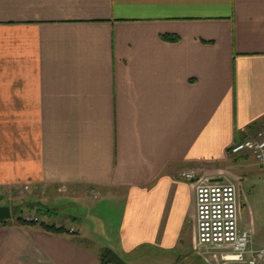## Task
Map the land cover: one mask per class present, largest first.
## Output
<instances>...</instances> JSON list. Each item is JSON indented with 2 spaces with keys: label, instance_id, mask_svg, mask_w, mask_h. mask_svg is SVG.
Returning a JSON list of instances; mask_svg holds the SVG:
<instances>
[{
  "label": "crops",
  "instance_id": "crops-1",
  "mask_svg": "<svg viewBox=\"0 0 264 264\" xmlns=\"http://www.w3.org/2000/svg\"><path fill=\"white\" fill-rule=\"evenodd\" d=\"M262 129L264 0H0V205L65 230L0 225V264H216L182 174L264 224Z\"/></svg>",
  "mask_w": 264,
  "mask_h": 264
},
{
  "label": "built area",
  "instance_id": "built-area-1",
  "mask_svg": "<svg viewBox=\"0 0 264 264\" xmlns=\"http://www.w3.org/2000/svg\"><path fill=\"white\" fill-rule=\"evenodd\" d=\"M230 153H250L264 166V129L234 145ZM182 179L194 184L196 191V248L215 252L216 264H264V248L252 245V232L240 229L241 205L239 192L229 183H212L199 178L195 172H184ZM26 190H29L26 187ZM26 223H41L38 217H26Z\"/></svg>",
  "mask_w": 264,
  "mask_h": 264
},
{
  "label": "rangeland",
  "instance_id": "rangeland-1",
  "mask_svg": "<svg viewBox=\"0 0 264 264\" xmlns=\"http://www.w3.org/2000/svg\"><path fill=\"white\" fill-rule=\"evenodd\" d=\"M26 204H24L23 206H16L14 204V202H12V203L10 202V206L12 207V211H13L14 220H17V217H20L23 214L25 216V217L22 216L24 219L26 217H35V216L38 218L40 217L38 215H34L36 212H34V210H33V205L29 204L28 208H26V206H27ZM6 206H9V205L6 204ZM29 207H30V209H29ZM62 210H64V209H62ZM60 212L61 213H59V214L63 215V211H60ZM27 214H32V215H27ZM77 215H78V218L81 222L85 221L87 219V216H88L87 212L79 211V210L77 211ZM242 218H243V224L246 225L245 229L249 230L247 232H251L250 230L253 231V233H251L253 244H254L255 240H256V243L262 242L264 239V224H263V222L257 218L255 220V222H253V225H252V223H250V220H249V215L245 209L242 212ZM41 220L45 221L44 219H41ZM254 245H253V247H254Z\"/></svg>",
  "mask_w": 264,
  "mask_h": 264
},
{
  "label": "trees",
  "instance_id": "trees-1",
  "mask_svg": "<svg viewBox=\"0 0 264 264\" xmlns=\"http://www.w3.org/2000/svg\"><path fill=\"white\" fill-rule=\"evenodd\" d=\"M16 221L20 224L28 225V223H26V221L24 220V218L22 216L17 217ZM9 222H11V221L2 222V223H0V225H2V226L7 225ZM31 225H37V223H32ZM41 225L44 227L45 230H47L49 232L60 233V232L65 231L64 229H57L56 227L47 225L46 223H42ZM105 256L106 257H104L105 260L103 261V264H111L112 263L111 259H113V258L115 259V262H117L116 264H123V262L111 252H108ZM107 259H109L110 261Z\"/></svg>",
  "mask_w": 264,
  "mask_h": 264
},
{
  "label": "water",
  "instance_id": "water-1",
  "mask_svg": "<svg viewBox=\"0 0 264 264\" xmlns=\"http://www.w3.org/2000/svg\"><path fill=\"white\" fill-rule=\"evenodd\" d=\"M213 183H220L219 180L212 181ZM13 219V212L10 206L1 205L0 206V223L5 221H10Z\"/></svg>",
  "mask_w": 264,
  "mask_h": 264
}]
</instances>
